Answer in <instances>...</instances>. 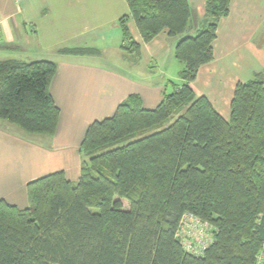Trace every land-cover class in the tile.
Instances as JSON below:
<instances>
[{"label":"trees","instance_id":"1","mask_svg":"<svg viewBox=\"0 0 264 264\" xmlns=\"http://www.w3.org/2000/svg\"><path fill=\"white\" fill-rule=\"evenodd\" d=\"M122 48L139 52L164 29L182 35L188 0H127ZM231 0H206L207 25L180 39L183 83L154 109L130 95L92 122L77 182L55 172L27 185L29 206L0 199V264H259L264 252V72L239 82L226 120L191 86L214 59L218 23ZM57 64H0V118L52 136L60 109L50 92ZM186 213L212 228L201 255L179 230ZM263 251V252H262Z\"/></svg>","mask_w":264,"mask_h":264},{"label":"crops","instance_id":"2","mask_svg":"<svg viewBox=\"0 0 264 264\" xmlns=\"http://www.w3.org/2000/svg\"><path fill=\"white\" fill-rule=\"evenodd\" d=\"M188 1L191 15L182 35L164 29L145 42L131 18L128 27L140 50L128 52L119 25L130 14L127 0H0V64L55 62L50 92L60 109L52 136L0 118V199L23 209L29 206L30 181L63 172L77 182L80 148L92 122L113 116L132 94L154 109L183 83L177 44L208 23L206 0ZM213 48L214 59L200 67L191 86L230 120L237 84L264 72V0H231Z\"/></svg>","mask_w":264,"mask_h":264},{"label":"built area","instance_id":"3","mask_svg":"<svg viewBox=\"0 0 264 264\" xmlns=\"http://www.w3.org/2000/svg\"><path fill=\"white\" fill-rule=\"evenodd\" d=\"M2 19L0 17V27ZM210 237H208V231ZM185 248L197 255H201L213 241L212 228L192 213H186L179 230ZM205 236V240H202ZM263 252V251H262ZM259 264H264V252L259 257Z\"/></svg>","mask_w":264,"mask_h":264},{"label":"rangeland","instance_id":"4","mask_svg":"<svg viewBox=\"0 0 264 264\" xmlns=\"http://www.w3.org/2000/svg\"><path fill=\"white\" fill-rule=\"evenodd\" d=\"M207 232H208V237H210V232H209V230H208ZM202 240H205V236H204V238H203Z\"/></svg>","mask_w":264,"mask_h":264}]
</instances>
